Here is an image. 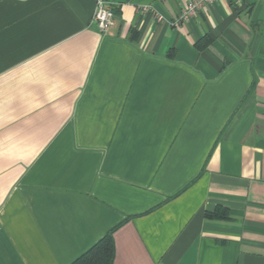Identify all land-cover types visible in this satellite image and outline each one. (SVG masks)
Instances as JSON below:
<instances>
[{"label":"crops","instance_id":"obj_1","mask_svg":"<svg viewBox=\"0 0 264 264\" xmlns=\"http://www.w3.org/2000/svg\"><path fill=\"white\" fill-rule=\"evenodd\" d=\"M97 1L0 0V264H264V0Z\"/></svg>","mask_w":264,"mask_h":264},{"label":"trees","instance_id":"obj_2","mask_svg":"<svg viewBox=\"0 0 264 264\" xmlns=\"http://www.w3.org/2000/svg\"><path fill=\"white\" fill-rule=\"evenodd\" d=\"M208 218L227 219L228 213L225 209H216L206 214ZM108 232L102 239L95 243L89 250L74 260L71 264H113V241Z\"/></svg>","mask_w":264,"mask_h":264},{"label":"built area","instance_id":"obj_3","mask_svg":"<svg viewBox=\"0 0 264 264\" xmlns=\"http://www.w3.org/2000/svg\"><path fill=\"white\" fill-rule=\"evenodd\" d=\"M206 0H189L185 7L182 8L179 20L181 19H190L192 16L195 15L197 9L200 7V5ZM144 11H149L152 8L150 6H144L142 8ZM113 10L111 8L110 2L104 1V0H98L96 3L95 10L93 12L92 19L96 23L98 29L100 31H106L107 28L112 25V18H113ZM154 16L158 20L162 18V15L158 12H154Z\"/></svg>","mask_w":264,"mask_h":264}]
</instances>
